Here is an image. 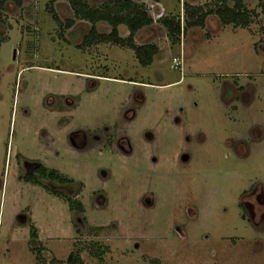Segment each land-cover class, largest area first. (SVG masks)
<instances>
[{"label": "rangeland", "instance_id": "1", "mask_svg": "<svg viewBox=\"0 0 264 264\" xmlns=\"http://www.w3.org/2000/svg\"><path fill=\"white\" fill-rule=\"evenodd\" d=\"M21 1V6L9 2L0 9V39L7 38L0 41V264H40L38 250L30 245L32 226L45 250V264L67 262L77 251L84 264H264V207L247 204L244 211L240 206L244 190L264 189V138L249 157L236 155L237 143L253 136L251 128H259L255 140L264 134V0H245L257 13L249 28L224 26L212 15L205 28L189 27L179 44L169 38L162 19L180 18L186 27L184 4L209 10L213 0H134L145 4L152 17L163 16L135 37L137 45L159 49L148 67L132 50L114 44L84 46L91 25L64 29L74 19L66 0L55 6L62 26L47 7L52 0ZM87 1L98 7L108 0ZM98 30L111 31L104 23ZM120 36L128 38L126 28H120ZM94 73L101 78L90 77ZM137 92L146 103L131 127L137 141L144 142L145 132L157 122L162 125L164 169L186 143L183 131L171 126V118L178 116L188 119L189 136L195 137L200 127L209 137L195 156L198 170L203 175L220 170V179L209 188L215 196L218 191L216 199L206 198L205 210L181 225L184 239L172 227L183 216L171 179L153 183L124 172L123 199L111 200L108 210L98 208L94 192L103 186L98 174L108 167L109 157L100 155L95 143L82 156L70 149V134H88L118 119ZM62 96L76 107L58 112ZM36 162L76 183L42 181L46 188L28 183L26 174ZM197 175L190 171L188 202L180 205L200 201L192 186ZM146 192L156 193L155 211L141 208ZM256 199L245 200L258 204ZM70 201L82 204L84 211H71Z\"/></svg>", "mask_w": 264, "mask_h": 264}, {"label": "flooded vegetation", "instance_id": "2", "mask_svg": "<svg viewBox=\"0 0 264 264\" xmlns=\"http://www.w3.org/2000/svg\"><path fill=\"white\" fill-rule=\"evenodd\" d=\"M62 2H64V0L57 1V3H62ZM21 5H22V1H21ZM55 11L57 12L56 7H55ZM153 17L155 22H157L158 20L162 19L163 16L161 13H159L157 16H153ZM68 21L75 22L73 27H71L70 29H66L68 31L75 29L79 25V23L87 24V22L85 21L76 20L75 15H74V19ZM88 34L85 36V39L88 36ZM87 53L90 56L92 55L90 52ZM105 59H108V57H105ZM102 66L103 65L97 66V68L98 69L103 68V70H105V73H108L110 71L107 65L103 67ZM90 77L100 79L101 75L94 73ZM103 78L110 79L104 76ZM114 80L119 81V79H114ZM128 83L131 85L133 84V86L138 84L135 81H129ZM128 102H130V104L128 105L129 108L127 110L125 108L124 112L121 113V116L118 119H111L108 125L105 124L104 126L102 125L101 127L98 128L97 131L89 130L88 134L83 130H78L75 133L70 134V139L72 141V145L70 149L74 150L75 152H77V154H80V156H82L83 154H86L87 148L91 144L95 143L97 145H100L97 149V151L100 152V155L104 154V155H108L109 157L107 163L108 167H105V169L101 170L98 174V176H101L104 180L103 186L100 190L94 192V195H96V197L93 203L98 208H103L108 210L110 207L111 200L114 201V199L117 198L123 199L124 195L123 192L121 191V188L125 185L122 183L123 182L122 174L124 172H126L127 174L132 173V175H138V176L142 175L143 177L152 179L153 183H155L156 178H159L164 181H166L167 179H171V181L168 182H171L173 184V188L176 187V192L174 194L175 197L174 202L179 209L182 208V211L181 210L180 211L183 216L179 220V222L176 219V223L178 224L174 223L172 227L174 231L182 239H184V237L181 235V231L185 229L184 227L185 225L189 224L188 222L190 218L198 216L200 213H202L201 211L205 210L206 198L207 199L209 198L210 200H215L218 194V191H216V196H215V192L211 191L209 188H211L212 185H215L217 183V180L220 179L221 174L219 167H216L215 170H213L212 174L211 172L209 173L207 172L205 173V175H203L202 172L198 170V166H197L198 161L195 157L198 153L201 152L202 149H204V146L207 143L209 137H207L203 133V129L200 127H196L198 132L196 133L195 137L191 135L189 136L188 135L189 132H187V130L185 129L188 128L189 130V127H187L188 119L183 120L182 118L181 120V118L178 116L171 118L172 119L171 126L175 129L177 133L183 131L182 139L185 137L186 143L184 146V150L176 154L174 159L169 161L168 167L164 169V166L162 165L163 164L165 165V161L167 159L166 155L164 154V150L166 149V147L163 149V145L159 143V135H158V133L161 132L162 125L157 122V125L155 126L154 129L152 128L151 131L145 132L144 142L142 140L137 141V134L134 133L135 131L134 129H132L131 126L134 124V121H136V119L138 118L140 113L139 109L146 103V98L142 96V94L137 92V94L134 95L132 101L135 107L132 106L131 100ZM60 103L61 105L57 110L58 112L63 111V108L65 107L66 108L76 107L75 103L70 98L65 96H62L60 98ZM56 109L57 108H54L52 110H56ZM256 129L259 128L258 127L251 128V132L253 133L252 137L249 133V136H246V138L242 139L241 142L237 143L238 145L236 147V153H237L236 155L239 158L244 159L245 157H249L247 155H250L252 151L251 148H253L254 144L256 143L259 144V140L264 138V134L261 133L257 140L254 139V133ZM249 139L255 141L249 142L248 141ZM167 144L172 145L173 143L171 142ZM216 144H218V142ZM244 151L245 154L243 153ZM26 162H29V160H27ZM40 164L42 163L36 162V166L33 169V171H28V173L26 174L27 178H29L30 176H35L38 178V176L35 174V169ZM42 165L45 166L44 164ZM191 170L194 173L199 174L197 175L199 181L193 184L192 186L198 188L197 194L195 192V195L199 196L200 201L196 203V206H190L187 204L180 205L182 201L188 202L187 199L190 193L189 177ZM27 178L26 180H28ZM116 178L118 181H116ZM69 180H71L72 182L67 186H72L74 185V183H76L74 178H70ZM132 181H134V179H132L131 182ZM27 182L30 183V181ZM173 182L175 183V185ZM213 182L215 183L213 184ZM128 186L131 185L129 184ZM250 189L251 191L249 194L247 193V190H244L241 193L242 200L255 196L258 197V199H256L258 204L253 203L252 201L243 200L240 204L242 210L247 211L249 205H252L254 209L258 207V209L262 210L264 207V200L262 201L263 199L262 191H264L263 186H261L259 189H256L254 192H252L253 191L252 188ZM108 193L110 194V196ZM155 194L153 192L147 194L146 192L141 196V202L143 201L142 203L143 205L141 204L142 206L141 208H143V210L144 209L149 211L156 210L157 200L155 198ZM172 198H173V194H172ZM80 205L84 208L82 204ZM177 207L174 206L173 210H176ZM209 208H211V205L207 207V210ZM182 224L184 226H181Z\"/></svg>", "mask_w": 264, "mask_h": 264}, {"label": "trees", "instance_id": "3", "mask_svg": "<svg viewBox=\"0 0 264 264\" xmlns=\"http://www.w3.org/2000/svg\"><path fill=\"white\" fill-rule=\"evenodd\" d=\"M57 1L59 0H52L47 7L55 22L62 26L60 17L55 11ZM66 1L69 3L76 20L85 21L91 25V30L84 41V46L114 44L121 48L132 50L143 67H148L153 63L155 56L159 53L158 47L151 44L137 45L135 43L136 35L144 28L150 27L155 23L145 4H140L134 0H108L101 6L95 7L91 6L87 0ZM9 2L21 6L20 0H0V9L3 10ZM184 13L186 27L182 26L180 18L176 17L164 18L161 21L174 44L181 42V38L189 27L205 28L206 20L212 15H215L224 26H235L243 29L249 28L254 21V17L257 16V13L247 8L245 0H213L212 5L209 6V10L200 6L184 4ZM100 23L108 25L111 29L110 33H100L97 27ZM74 24V21H67L63 28L70 29ZM121 27L126 28L129 32L128 38L120 36ZM3 38L1 36L0 41ZM6 39H3V41ZM2 42H0V47ZM35 174L38 178L30 176L27 178V181L35 182L39 186H44L42 181L45 180L62 185H69L72 182L57 170L46 168L42 164L35 169ZM69 203L71 211L78 213L84 211V208L80 204L74 201H70ZM30 245L33 249L38 250L37 258L40 264H45V259L43 258L45 250L41 246L37 230L34 226L31 228ZM50 264H84V262L80 251H77L69 256L67 262L54 259Z\"/></svg>", "mask_w": 264, "mask_h": 264}]
</instances>
